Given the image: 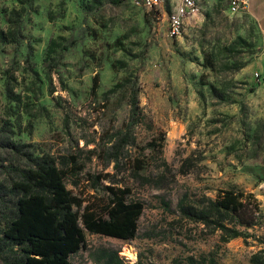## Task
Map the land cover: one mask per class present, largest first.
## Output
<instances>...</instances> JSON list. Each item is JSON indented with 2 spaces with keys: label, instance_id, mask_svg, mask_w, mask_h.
Returning a JSON list of instances; mask_svg holds the SVG:
<instances>
[{
  "label": "rangeland",
  "instance_id": "374dc122",
  "mask_svg": "<svg viewBox=\"0 0 264 264\" xmlns=\"http://www.w3.org/2000/svg\"><path fill=\"white\" fill-rule=\"evenodd\" d=\"M174 4L0 0V183L6 166L51 156L85 204L101 209L113 187L144 206L135 240L86 232L72 264H98L105 248L124 264H252L254 255L264 264V228L223 243L179 208L236 186L257 196L264 217L263 36L231 0H216L172 37ZM13 207H0V230Z\"/></svg>",
  "mask_w": 264,
  "mask_h": 264
},
{
  "label": "trees",
  "instance_id": "16d2710c",
  "mask_svg": "<svg viewBox=\"0 0 264 264\" xmlns=\"http://www.w3.org/2000/svg\"><path fill=\"white\" fill-rule=\"evenodd\" d=\"M100 87L99 76L95 77L93 90ZM132 121L141 122L138 95H131ZM165 134L159 148L163 149ZM156 142L150 145L156 147ZM19 153L20 148L9 144ZM27 165L6 166L10 178L0 183V207L13 204L12 216L4 217V228L0 230V257L5 264H72L70 258L87 247L86 232L123 241L137 238L138 223L143 214L142 203L130 200L129 188L109 189L105 205L95 208L85 204L68 189L66 170L51 156L27 157ZM139 171L144 169L138 162ZM12 196L14 201L7 199ZM182 218L202 224L211 233L220 232L221 241L228 243L237 238H249L248 230L264 228L261 203L252 192L232 186L220 189L215 198L205 197L191 204L182 199ZM83 225V226H82ZM261 243L264 244V236ZM98 264H124L119 252L100 250ZM189 264H198L189 258ZM252 264H261L258 255ZM204 264V263H201Z\"/></svg>",
  "mask_w": 264,
  "mask_h": 264
},
{
  "label": "built area",
  "instance_id": "2783aa9c",
  "mask_svg": "<svg viewBox=\"0 0 264 264\" xmlns=\"http://www.w3.org/2000/svg\"><path fill=\"white\" fill-rule=\"evenodd\" d=\"M138 6L149 9L158 8L164 0H134ZM247 0H231V12L234 14L245 12ZM198 0H181L174 6L169 15V32L172 37H179L186 25L187 20L195 18L200 13Z\"/></svg>",
  "mask_w": 264,
  "mask_h": 264
},
{
  "label": "crops",
  "instance_id": "0c3cea01",
  "mask_svg": "<svg viewBox=\"0 0 264 264\" xmlns=\"http://www.w3.org/2000/svg\"><path fill=\"white\" fill-rule=\"evenodd\" d=\"M175 1L174 6L180 3L181 0H173ZM216 0H198L201 3L202 10L206 8L205 5L214 4ZM245 12L256 21L260 32L263 36L264 43V0H247L246 10ZM264 59V54L262 55Z\"/></svg>",
  "mask_w": 264,
  "mask_h": 264
},
{
  "label": "bare ground",
  "instance_id": "6f19581e",
  "mask_svg": "<svg viewBox=\"0 0 264 264\" xmlns=\"http://www.w3.org/2000/svg\"><path fill=\"white\" fill-rule=\"evenodd\" d=\"M128 253H129V256H130L133 260H135V254L133 253V251H128Z\"/></svg>",
  "mask_w": 264,
  "mask_h": 264
}]
</instances>
